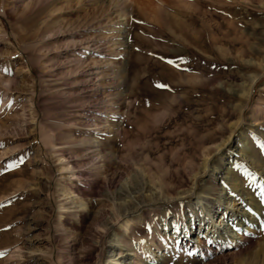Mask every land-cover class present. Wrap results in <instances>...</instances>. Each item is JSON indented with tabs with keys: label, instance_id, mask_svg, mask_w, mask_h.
Listing matches in <instances>:
<instances>
[{
	"label": "rangeland",
	"instance_id": "obj_1",
	"mask_svg": "<svg viewBox=\"0 0 264 264\" xmlns=\"http://www.w3.org/2000/svg\"><path fill=\"white\" fill-rule=\"evenodd\" d=\"M241 137L252 157L234 147L216 176L229 168L260 205L250 240L206 253L195 225L182 251L156 240L157 264H264V0H0V167L24 159L0 176V264H98L101 253L107 264L110 239L96 232L126 175L145 169L146 183L174 194L193 185L205 147ZM205 181L215 203L220 180ZM161 211L136 224L140 237L201 217L187 202Z\"/></svg>",
	"mask_w": 264,
	"mask_h": 264
},
{
	"label": "bare ground",
	"instance_id": "obj_2",
	"mask_svg": "<svg viewBox=\"0 0 264 264\" xmlns=\"http://www.w3.org/2000/svg\"><path fill=\"white\" fill-rule=\"evenodd\" d=\"M126 27V20L124 19V22L116 26L115 34L122 36L126 32ZM122 39L123 37L120 41ZM254 81H256V79ZM252 89L253 84L250 85L247 91L241 94V103L236 106L240 114L235 123L231 124L230 122L231 126L229 129H231V133H234L243 122V111L247 108ZM241 138L244 140L240 144V147L235 146L231 141L225 139H222L219 144L211 142L210 147H205L202 152L203 159L201 164L193 168V185L188 189H181L174 194L166 193L167 191L165 192L163 187L156 189L157 187L154 188L150 186L149 183H146V173L143 174L145 169L140 168L138 170H133V174L126 175V179H124L126 192L124 191L125 193L123 192V195L119 193L113 197L111 196L109 210L104 215L103 222L96 232L98 243L110 239L107 252V264H157V261L161 263L160 257L163 258V256L162 254H158L159 252L157 253L154 248L162 251V244L156 242V240L163 239L166 249L173 247L175 250L178 249L182 251V247L188 245L185 243L186 241L183 240L186 238L184 234L187 235L189 229H193L195 225H199L201 230L205 229V238L200 244H196L195 246L200 250H208L206 253L211 252L213 250L212 246L214 245L218 246L216 249L221 250H223L225 246H228L229 243L237 250L246 245L245 243L250 240L248 229H250L251 226L256 227L259 220L258 217L262 214V209L260 205L256 203L255 197L252 196L248 189L244 188L237 179L234 180L232 174L228 171L230 170L229 168H226L225 177L216 176L217 171H223L219 167V164L228 157H234V153H232L234 147L235 150H239L238 155L242 153L243 156L245 155L247 158L252 157L250 152L246 150L249 147V142L246 141V137ZM99 159L100 158L96 160L98 161ZM102 159L104 160L103 156ZM231 162H234V160H231ZM97 168L102 169L103 165ZM261 168H263L262 164ZM207 176L210 179L206 181H210L211 178L213 179L214 177L220 180V185L222 186L223 193L219 194L215 203L208 200V198H210L209 191L205 192L209 189L207 186L208 183L199 186L200 181H205ZM117 178V175L107 178L110 187L116 183ZM120 181L121 180H119V182ZM231 186L234 187L232 195L228 194L227 189H230ZM242 196H245L248 202L242 200ZM192 199L194 200L193 202ZM183 202H187L188 206H191L195 213L201 214V217L192 219L188 225L184 224L183 227L177 224L173 225L164 222L165 234L163 235H166L164 237L159 231L156 233L158 237H156L155 234L146 238L139 236L137 223H142L144 218L149 216L151 218V223L154 224L153 215L156 214L158 210H162L161 212L164 214L168 209L178 208ZM209 218L210 222L206 223L207 219L209 221ZM241 231L243 233H241ZM180 236L182 240L181 244L176 243L175 245L174 237L179 239ZM141 241H143V243H141ZM209 241H211V243H209ZM128 246H130V249ZM125 249L127 251L126 254L124 252ZM102 257L103 255L101 253L98 257V264L102 263ZM148 261H150V263H148ZM219 262L220 264H226L227 261L221 258Z\"/></svg>",
	"mask_w": 264,
	"mask_h": 264
},
{
	"label": "snow or ice",
	"instance_id": "obj_3",
	"mask_svg": "<svg viewBox=\"0 0 264 264\" xmlns=\"http://www.w3.org/2000/svg\"><path fill=\"white\" fill-rule=\"evenodd\" d=\"M138 23H140V21H137ZM137 51H139V49H137ZM149 55H154L153 53H149ZM158 59H160L161 61H163L164 63H167L173 67L179 68L181 64H185L187 63V61L183 58V57H179L176 60L173 59H167L163 56L157 57ZM215 67V66H213ZM155 87L161 90H167V91H172V89L169 87V85L165 84V83H159L157 82L155 84ZM262 151H264V148H262ZM24 163V159L23 157H19L17 159L12 160L11 162H5L3 163L2 167H0V176L4 175L6 172H10L13 171L17 168L20 167V165H22ZM244 173L245 175L252 181L255 182L256 180V176L250 172L247 168L244 169ZM261 195H264V189L261 190ZM5 205L0 202V207H4ZM141 243H143V241H141ZM209 243H211V241H209ZM229 247L231 246V244L229 243L228 245ZM190 255L192 253H189ZM2 255V254H0Z\"/></svg>",
	"mask_w": 264,
	"mask_h": 264
}]
</instances>
